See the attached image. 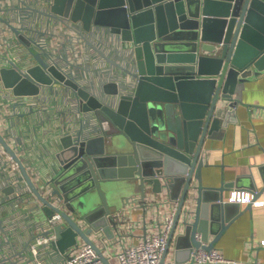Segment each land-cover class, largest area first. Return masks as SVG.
<instances>
[{
  "label": "water",
  "instance_id": "1",
  "mask_svg": "<svg viewBox=\"0 0 264 264\" xmlns=\"http://www.w3.org/2000/svg\"><path fill=\"white\" fill-rule=\"evenodd\" d=\"M53 10L54 16L82 21L87 30L94 25L108 27L133 45L134 55L133 68H126L133 85H103L104 91L115 96L130 89L114 106L75 78L49 67L77 93L83 110L95 111L99 121L107 123L101 135L82 137L78 131L61 137L63 147L56 153L59 168L52 186L64 198L66 209L61 213L65 223H56L45 232L57 234L54 247L69 255L68 249L82 238L95 246L104 264H113L91 234L117 228L121 223L117 211L130 198L127 194L138 190L140 199L146 200L151 184L153 193L165 191L170 201L179 200L160 264H164L179 223L182 231L174 264H248L187 260L194 247H216L229 224L253 206L248 203L242 210L240 203L226 201L224 191L229 186L225 179L221 185L204 184L202 151L208 134L235 120L245 82L264 73V0H54ZM36 58L40 64L29 72L43 83L51 82L53 77L45 71L48 62L38 53ZM0 74L17 94L39 91L36 82L23 78L14 68H2ZM0 142L21 164L50 216L54 209L1 132ZM260 175L261 185L256 175L249 184L256 197L264 193V166ZM187 212L193 213L192 219L185 216L180 222Z\"/></svg>",
  "mask_w": 264,
  "mask_h": 264
},
{
  "label": "built area",
  "instance_id": "2",
  "mask_svg": "<svg viewBox=\"0 0 264 264\" xmlns=\"http://www.w3.org/2000/svg\"><path fill=\"white\" fill-rule=\"evenodd\" d=\"M53 7L54 0H0V71L2 68H14L23 78H31L39 85V91L35 94H17L14 87L5 85L0 74V132L8 144L15 149L41 196L46 198L49 206L54 209L50 216L46 215L43 208L47 204L26 180L18 160L0 142V181L5 183V187L8 185L11 190L9 192L5 187L2 188L0 182V191L5 192V195L0 192V203L8 199L18 200V202H34L41 213V218L38 220L40 231L34 233L23 250L17 252L6 247V242H12L11 234L3 224L4 218L0 216V260H4L1 264H104L101 254L92 243L80 238L74 246L68 249L69 255H66L65 252L54 247V242L58 238L54 230L45 234L46 231L52 229L54 224L65 223L64 215L61 213V210L66 209L64 198L56 193L52 186L59 163L56 159L50 175L43 173L40 170L41 166L34 163L25 153L21 136L14 134L13 128L16 125L18 114L41 108L45 103L47 107L67 104L80 116L81 128L78 131L81 132L82 137L101 135L107 123L100 122L95 111L83 110L77 93L70 85L57 79L49 67H55L67 78H75L100 100L114 106L119 96L123 92L130 93V89H123L118 96H115L104 91L103 85L107 82L133 85L131 75L126 71V68L132 69L134 66L133 45L124 41L119 35L113 34L106 26L94 25L87 30L80 20L74 21L70 16L61 14L54 16ZM89 41H92L99 50L115 62L108 60ZM36 53L48 62L45 71L53 77L51 82L43 83L29 72L31 67L40 64ZM93 72L99 76L92 74ZM229 193L226 201L240 204L251 203L257 206L264 204V196L256 197V193L250 188L235 187ZM151 203L153 202L146 200L139 203L144 207L158 204L152 222L145 221L150 226L146 227L145 233L137 241L123 240L120 233L115 236L114 240L119 243L114 245V241L112 242L106 235L98 232L99 230L91 234L95 244L104 255L108 256L111 263H161L173 232L179 200ZM122 213L117 212L119 218ZM185 214L180 218V222L185 216L192 219L193 213ZM181 229L182 226L179 223L175 234L180 233ZM197 237L201 239V233L198 232ZM167 255L164 264H168ZM228 261L217 247L207 249L202 246L194 247L187 260L190 263Z\"/></svg>",
  "mask_w": 264,
  "mask_h": 264
},
{
  "label": "crops",
  "instance_id": "3",
  "mask_svg": "<svg viewBox=\"0 0 264 264\" xmlns=\"http://www.w3.org/2000/svg\"><path fill=\"white\" fill-rule=\"evenodd\" d=\"M92 74L99 76L96 72ZM240 99L242 102L236 106L235 120L208 134L202 151L205 159L204 184L221 185L225 179V183L229 186L224 191L226 199L230 190L235 187L249 188L253 175L257 176L260 185L262 183L260 171L264 166V73L245 82L240 92ZM45 104L41 108L18 114L13 132L21 136L25 153L34 163L41 166L40 170L43 173L50 175L57 159L56 153L63 147L61 137L69 132L77 134L81 126L80 116L67 104L48 107ZM195 183H198L197 180ZM1 185L2 188L5 187L4 182H1ZM6 186L5 189L10 192V188ZM148 186L149 196L146 201L153 202L151 204L157 201H170L165 191L155 194L151 191V184ZM137 191L133 190L132 194H127L130 195L129 200L121 203L117 212L123 213L118 227L110 226L109 231L103 229L98 231L112 242L120 233L123 240L135 242L145 233L146 227L150 226L145 221L152 222L157 206L148 207L145 211L144 206L139 204L144 199H140ZM0 192L5 195L4 190ZM246 205L241 204V209L244 210ZM40 215L34 202H18L11 199L1 202L0 216L4 218L3 224L9 230L12 241L6 242V247L16 252L23 250L34 233L40 231L38 225ZM178 236L177 232L169 247L170 251L166 259L168 264L175 262ZM213 236L214 234L211 233L210 238ZM118 243V241L113 242L114 245ZM215 246L227 260L264 264V204L245 209L229 224ZM182 252L186 253V249Z\"/></svg>",
  "mask_w": 264,
  "mask_h": 264
}]
</instances>
